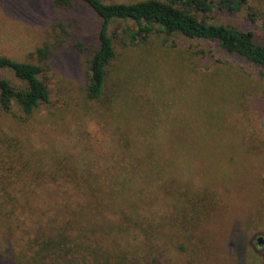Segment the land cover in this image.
I'll list each match as a JSON object with an SVG mask.
<instances>
[{"label":"rangeland","instance_id":"rangeland-1","mask_svg":"<svg viewBox=\"0 0 264 264\" xmlns=\"http://www.w3.org/2000/svg\"><path fill=\"white\" fill-rule=\"evenodd\" d=\"M237 8L216 9L208 19L252 31L264 42V0ZM249 13L256 14L254 20ZM100 24L79 0L68 8L55 0H0V55L40 65L50 90L49 102L31 114L0 106V201L47 206L39 194L22 197L17 190L87 185L55 178L56 170L58 175L75 167L109 175L135 172L127 200L82 202L92 205L90 213L123 208L113 216L87 218L80 248L85 258L65 248L69 240L56 250L41 247L50 231L36 225L47 215L18 213L17 222L0 213V264H264V242L258 244L264 238V77L198 38L154 32L125 44L123 29L137 27L114 20L110 31L117 54L102 96L93 100L87 94L89 63ZM45 46L47 58L33 55ZM3 77L24 87L10 69L0 68ZM150 155L163 157L170 185L188 191L198 182L212 187L224 209L207 208L201 195V205L173 206L168 190L150 203V179L142 181L150 176ZM112 181L106 175L99 182ZM181 208L190 218L189 231L176 226ZM151 219L160 221L152 226ZM233 232L241 246L231 242Z\"/></svg>","mask_w":264,"mask_h":264},{"label":"trees","instance_id":"trees-1","mask_svg":"<svg viewBox=\"0 0 264 264\" xmlns=\"http://www.w3.org/2000/svg\"><path fill=\"white\" fill-rule=\"evenodd\" d=\"M78 0H55V3L62 7H72ZM88 5L101 19L100 28L98 31V46L94 50L89 66V83L87 94L90 99H99L103 94V89L106 84L107 70L110 63L116 57V49L114 38L110 31L111 22L114 20L132 21L137 29L124 28L122 37L125 44L138 41L137 36L143 33L142 38H147L152 33L165 32L168 35H180L188 38H198L206 40L214 44L221 52L231 55L240 61H243L248 66H252L259 70V74L264 77V42L255 38L252 31H245L232 25L223 23L211 22L208 16L216 9L224 12H234L245 4L247 0H139L134 2H111L107 3L103 0H79ZM254 20V13H249ZM141 38V39H142ZM82 45L81 43L79 44ZM49 49L47 46L38 48L36 53L41 59L47 58ZM0 68L10 69L15 76L24 84V87L18 88L5 77L0 79V106L5 111H12L15 106H18L26 114H31L42 103H48L50 100V90L46 83L40 78L43 71L42 67L35 63L17 61L11 57L0 55ZM151 152V151H150ZM147 158H142L146 161ZM123 160H121L122 162ZM148 162V161H147ZM145 162V163H147ZM165 161L163 157L150 155V176L144 174L143 180L150 179V203L154 199H158L169 191L168 198L173 206L179 204H191L203 202L207 208L211 210L224 209L222 203L218 202L214 193V188H203L201 183H194L191 189L178 188L175 185L169 184V173L163 168ZM152 166V167H151ZM83 167H75L66 171L64 174H54L55 178H65L73 182L84 181L87 185H77L70 183L69 185H41L38 188L24 185L17 191L21 196H29L31 193L40 195L42 200L47 204L37 205L32 207L25 204H14L9 206L0 201V213L15 217L17 222L20 217L18 213L37 214L39 216H48L44 220L40 219L36 225L37 230L50 231L46 235L48 238L41 242V247L51 245L55 250L61 245H70L65 248H71V251L82 255L80 248L84 246L82 238L88 230L87 218L91 217L92 213L95 217L113 216L119 211L112 207L102 208V211L90 213L87 206L82 204L84 201L101 202L105 199L127 200L129 190L132 189L135 172L122 170L120 173L113 175L103 172H94L83 170ZM142 175V172L138 173ZM111 177L112 183L106 185L100 184L99 181L103 176ZM133 179V180H132ZM104 183V182H103ZM143 186V185H142ZM2 192L6 191L9 194L13 193L5 187H1ZM45 195V196H41ZM199 195L202 196L201 202ZM175 199H174V198ZM221 197L223 198L222 194ZM225 198H223L224 200ZM75 202V203H74ZM227 203H225L226 205ZM60 205V206H59ZM201 205V204H200ZM87 207V208H86ZM176 207V208H178ZM185 208L184 206H182ZM85 208L87 210H85ZM180 215V226L178 228L184 231H189L190 218L187 220L184 209ZM102 214V215H99ZM27 217V216H26ZM85 217V220H84ZM98 217V218H99ZM151 225H155L158 219H151ZM85 229V232H84ZM151 232V231H150ZM74 233V234H73ZM230 239L234 244L241 246V240L233 239L234 234ZM46 234V232L42 233ZM239 235V234H238ZM40 236V237H41ZM240 237V236H239ZM39 243V240H37ZM236 243V244H237ZM127 251V250H124ZM60 254V257L67 261V256Z\"/></svg>","mask_w":264,"mask_h":264},{"label":"water","instance_id":"water-1","mask_svg":"<svg viewBox=\"0 0 264 264\" xmlns=\"http://www.w3.org/2000/svg\"><path fill=\"white\" fill-rule=\"evenodd\" d=\"M263 242H264V238H263V237H259V238H258V244H259V245H262Z\"/></svg>","mask_w":264,"mask_h":264}]
</instances>
